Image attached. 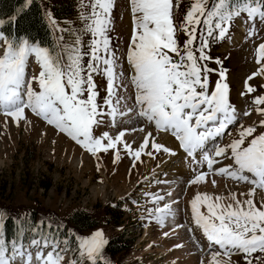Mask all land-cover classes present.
I'll return each instance as SVG.
<instances>
[{"label": "snow or ice", "instance_id": "1", "mask_svg": "<svg viewBox=\"0 0 264 264\" xmlns=\"http://www.w3.org/2000/svg\"><path fill=\"white\" fill-rule=\"evenodd\" d=\"M32 2L25 0L23 7H29ZM81 6L85 7L83 3ZM87 7L89 13H81L85 22L83 33L91 37L86 50L79 34L71 44L58 35L55 46H44L27 35L5 30L6 21L0 19V114L18 124L26 119V110H30L93 156L113 150L116 160L120 158L118 145L134 160H140L149 145L155 152L175 153L151 139L152 132H146L135 149L124 140L129 130H121L115 136L105 131L97 136L95 129L104 123L105 115L111 117L112 127L117 126L118 116L135 113L153 124L156 131L170 132L189 157L195 159L199 152L202 158L198 163L206 165L208 170L197 173L190 185L206 183L210 175L251 185L247 192L238 194L197 192L190 200V210L195 229L208 242V264H230L231 256L236 253L243 255L245 264H252L254 253H264V200L259 206L255 201L257 190L264 191V131L258 132L255 122L248 126L239 124L238 138L208 150L210 141L226 133L231 135L230 126L238 124L239 114L230 103L227 70L219 71V80L212 87L209 76L215 70L201 62L212 59L206 53L210 46L208 38L214 35L224 38L234 19L242 14L247 15L246 22H251L249 37L256 35V21L264 23V0H211V4L210 0H193L179 23L175 19L179 5L174 0H130L133 28L126 59L132 71L130 82L135 88V98L134 106L125 104L124 110H121L124 97L118 94V87H123L118 84L123 73L116 71L117 57L109 36L114 0H91ZM46 15L54 32L65 31L59 28L51 12ZM16 19L13 16L11 21L14 23ZM178 33L187 36L183 45ZM198 40V46L194 47ZM256 51L259 68L246 79V92L242 95L255 92L248 81L264 75V43ZM85 57L89 59L85 61ZM32 60L39 68L36 73L29 71ZM97 73L106 76L107 112L97 102L99 93L94 79ZM253 104L255 111L264 117L261 107L264 95L255 97ZM243 115L250 116L251 112L245 111ZM258 125L264 129V119ZM131 131L145 132V129ZM145 154L154 158L153 151ZM219 157L230 159L231 163L217 168L221 163ZM211 183L215 187L217 181L212 179ZM149 195L154 207L146 211L164 225L166 217L174 216L173 204L177 201L161 206L164 194ZM3 227L0 214V264H16L17 259L21 264H33L34 260L36 264H64L70 241L45 234L43 223L35 228L39 239L33 237L28 245L29 249H37L35 257L25 249L20 237L9 246ZM47 227L51 228V224ZM77 239L78 247L68 264H109L103 254L108 241L102 230ZM213 248L217 250L212 251Z\"/></svg>", "mask_w": 264, "mask_h": 264}, {"label": "rangeland", "instance_id": "2", "mask_svg": "<svg viewBox=\"0 0 264 264\" xmlns=\"http://www.w3.org/2000/svg\"><path fill=\"white\" fill-rule=\"evenodd\" d=\"M37 1L40 4L44 20L51 31L53 46H55L58 35H63L64 42L71 44L75 36L79 34L85 46L84 50L87 49L91 37L90 34L83 33L85 22L81 19V13H89L90 8L87 5L90 4L91 0ZM192 2L193 0H174V3L179 5L175 12L177 23L183 20L186 10ZM82 3L85 7L81 6ZM55 9L58 10L57 16L54 13ZM129 9L130 0H114L112 28L109 33L110 46L117 57L118 67L116 71L123 73L118 81V84L123 85V87H118V94L124 97V100L121 101V110H124L125 104L128 107L134 106L135 98V88L129 79L132 71L126 59L133 28L132 15ZM47 12L52 13L59 28L65 31H53L48 22ZM245 17L247 16L242 14L241 17L235 18L224 38L220 39L216 35L208 38L210 46L206 49V53L212 59L201 62L215 70L209 76L212 87L219 80V71L221 69L227 70L226 82L230 88V103L239 114L238 124L230 126L231 135L226 133L223 136V139L227 137L224 140L228 143L231 139L238 138L239 124L248 126L255 122L258 132L264 131L258 125L259 119L257 121L254 119L259 114L255 111L256 106L253 104L255 97L264 95V75H257L248 81L249 85L256 89L255 92L242 95L246 92V79L257 72L259 68L256 63V50L260 43H264V23L257 20V34L249 37L251 22H246L247 18ZM243 21L245 27H243ZM239 25L241 30L245 28L243 30L245 32H239L237 28ZM178 37L180 44L183 45L187 39L186 34L178 33ZM198 43L199 40L194 47L198 46ZM88 59L85 57V61ZM216 60L221 61V63H216ZM33 64H36L34 60L30 62L29 71L36 73L39 69L34 70ZM94 79L99 93L97 102L101 105V110L107 112V106L104 105L107 96L106 76L97 73L94 74ZM245 111L251 112V115L244 116ZM138 117L135 113H130L124 117L118 116L117 126L112 127L111 117L105 115L102 117L104 123L95 129V134L99 136L102 132L107 131L110 135L115 136L120 128L125 126L126 120L129 123L135 121L137 124L134 127L138 128L140 126ZM42 121L30 110H26V119L20 120L18 124L12 118L0 114V214L2 217L6 219V216L10 214V216L21 221L33 212L35 214L34 222L38 218L39 221L51 223L60 229L63 226L71 228L76 238L88 237L98 230L103 231L106 239L122 233L127 238L124 243L128 249L117 255L104 256L109 264H163L161 260L155 259L156 256L153 253L144 254L142 252L149 239V232L155 234L157 229V222L154 218L149 217L146 211V209L154 207L147 196L156 193V180L147 181L145 184L148 185V189L141 190L146 187L143 182L149 180L146 178L149 169L146 167L147 154L142 153L140 160H134L133 156H130L123 150L122 146L118 145L120 148L119 160L115 159L113 150L100 152L97 158L84 150L65 133L60 132L54 126L49 127ZM151 126L153 127L150 128L153 129L154 125L151 124ZM131 128L133 127L129 126V129ZM158 132L160 133L159 136L155 137L157 143L168 147L175 154L182 150L179 141L170 132ZM133 142L135 140L129 143L135 149ZM209 148L208 150L212 151L214 147ZM169 155L171 154L153 150L152 163L157 164ZM196 155L193 159L185 152L177 160L187 173V177H185L187 181H190L199 172L208 171L206 165L198 163L202 158L201 154L197 153ZM219 158L224 159L223 157ZM133 164L136 167L145 166L147 174H144L131 194L129 193L131 190H127L126 194L121 193L115 196V187L120 186L122 188L121 185H123L121 184L123 183L120 174L121 169H124L126 177L129 178L128 167ZM154 166L155 164L152 168ZM235 182L240 186L251 187L246 183ZM100 186H104V192L99 189ZM261 200H264V191L257 190L255 201L258 206ZM78 210L87 213L94 220V226L87 230H74L68 218ZM195 245L198 249L201 247L199 242H196ZM61 247H63L62 244ZM35 253L36 251L33 256ZM70 254V251L64 253V264H68L73 259ZM222 259L227 260V257H222ZM251 259L252 264H264V253H254ZM18 263H21L19 259L16 261V264ZM195 264H201V260L196 261ZM205 264H208V261ZM230 264H245L243 255L233 254Z\"/></svg>", "mask_w": 264, "mask_h": 264}, {"label": "bare ground", "instance_id": "3", "mask_svg": "<svg viewBox=\"0 0 264 264\" xmlns=\"http://www.w3.org/2000/svg\"><path fill=\"white\" fill-rule=\"evenodd\" d=\"M33 65L34 70L39 69L36 64ZM138 118L140 124L138 128L134 127L135 124H137L135 123V121L134 123H129L128 120H126L124 123L125 126L121 127L119 130H129L126 133L124 140L127 142L135 140V142H133L135 143V148L140 145L146 132H152L153 136L151 139H155V137H158L160 134L155 130V127L153 128L155 131L151 129L150 127L153 126L147 123L143 118ZM254 119L257 121L258 119H264V117L256 115ZM254 119L252 118L253 121H255ZM129 126L133 128L129 129ZM141 127L145 129V132L131 131L132 129H140ZM227 143V141L223 140L220 143L216 142L213 145L223 146ZM148 151H153L150 145L149 148L145 149V153ZM184 153L185 152L182 149L178 154L169 155L157 164L152 163L151 159L153 158L147 155L146 167H149L147 172L148 174L145 171V166L133 167V165H130L128 167L129 178H127L124 169H121L120 174L123 180V183L121 184L123 185H121L122 188H120L119 186L115 187L114 190L115 196H118L121 193H125L127 190H131V192H129L131 194L133 188H135L140 179L144 176V174H147L146 178H149V180L146 181L156 180V193L165 195V201L161 202V206L165 202L171 203L172 201H177V203L173 204V209L175 210L174 216L166 217L164 225H160L159 223H157L156 232L154 231L155 234L153 233V235L149 232V239L147 240V243L142 250L144 254L153 253L156 256L155 259L161 260L163 264H195L196 261L200 260L207 263V261L210 259L208 242L202 235V232L199 229H195V226H193L191 220L190 200L197 192L227 195L229 192H236L237 194L240 192H247L250 188L247 186H240V184H237L231 179L213 175H210L206 178V183L202 182L199 185H190L189 181L185 180V177H187V173L177 162V160L181 158ZM220 161L221 163L216 165L215 167L218 168L220 166L228 165L231 163V160L222 158L220 159ZM154 164L155 166L152 168ZM212 179H215L217 181L215 187H213L211 183ZM144 186L147 187V185L145 184ZM99 189L104 192V186H100ZM142 189L146 190L145 187H143ZM167 193H171V195H166ZM244 198L246 197H241V199ZM189 228H193L194 230L189 231ZM165 233H167V235H165ZM197 241L202 243L199 249L196 247L197 244L195 245ZM216 250V248L212 249V251ZM33 264H36L35 260L33 261Z\"/></svg>", "mask_w": 264, "mask_h": 264}, {"label": "trees", "instance_id": "4", "mask_svg": "<svg viewBox=\"0 0 264 264\" xmlns=\"http://www.w3.org/2000/svg\"><path fill=\"white\" fill-rule=\"evenodd\" d=\"M25 0H0V18L6 21L5 30H14L17 35H27L30 38L42 42L44 46H53L52 36L47 22L44 20L40 4L37 0H33L32 4L24 8ZM17 9H23L17 12ZM55 15H58V10H54ZM67 14V13H64ZM16 16L17 19L13 23L11 17ZM35 214L32 212L29 216L21 221L13 216H6L3 220V235L6 241L9 239L17 240L18 237L22 241H27L31 236L37 235L35 228L40 227L43 223V232L45 234H54L58 239L65 238L70 241L73 247V252L76 250L75 237L72 229L63 226L62 229L53 226L48 228L45 221H40V226L34 222ZM69 222L73 225L74 230H86L94 226V220L82 210L75 211L69 218ZM37 222V221H36ZM22 230V233H21ZM119 236L110 238L103 250L104 256L116 255L125 250L127 246L121 242ZM102 264V262H101Z\"/></svg>", "mask_w": 264, "mask_h": 264}]
</instances>
